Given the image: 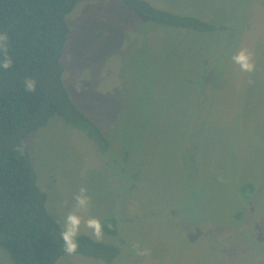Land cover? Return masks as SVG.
Returning a JSON list of instances; mask_svg holds the SVG:
<instances>
[{"label":"rangeland","instance_id":"obj_1","mask_svg":"<svg viewBox=\"0 0 264 264\" xmlns=\"http://www.w3.org/2000/svg\"><path fill=\"white\" fill-rule=\"evenodd\" d=\"M146 1L225 29L145 23L121 0L81 2L67 16L64 82L110 147L59 117L27 145L49 213L62 221L86 188L79 234L95 240L89 217L115 219L117 235L98 242L120 254L57 264H264V243L240 227L264 230V0ZM241 48L252 73L231 59ZM197 226L208 236L190 243L184 227ZM0 264H15L1 248Z\"/></svg>","mask_w":264,"mask_h":264},{"label":"trees","instance_id":"obj_2","mask_svg":"<svg viewBox=\"0 0 264 264\" xmlns=\"http://www.w3.org/2000/svg\"><path fill=\"white\" fill-rule=\"evenodd\" d=\"M85 1L104 0H0V32L9 36L8 54L13 60L9 69L0 68V248L15 264H57L66 255L61 225L49 213L47 193L37 183L28 136L59 117L85 133L101 152L110 147L102 129L74 103L64 82L67 16ZM121 1L145 23L196 32L225 29L193 15L157 9L146 0ZM28 77L36 81L35 92L25 91ZM102 225L106 234L117 235L115 219ZM77 239L78 255L110 263L120 254L116 245L87 235L78 234Z\"/></svg>","mask_w":264,"mask_h":264},{"label":"clouds","instance_id":"obj_3","mask_svg":"<svg viewBox=\"0 0 264 264\" xmlns=\"http://www.w3.org/2000/svg\"><path fill=\"white\" fill-rule=\"evenodd\" d=\"M8 45L9 36L7 32H0V53L3 54L2 59H0V68L5 70L9 69L13 64V60L8 54ZM231 59L233 63L239 66L242 72L252 73L255 71L256 66L253 61V53L247 48H241L232 55ZM249 83H252V81H249ZM24 88L26 92H35L36 81L31 77L25 78ZM18 151H23L22 146H18ZM74 199L76 211L66 214L62 217V221H57V223L61 225L60 236L64 242L63 250L70 256L76 254L79 247L77 238L82 224V218L77 215L76 212L82 209L86 210L91 203V197L88 195L87 189L84 187L80 188ZM83 223L86 228L91 230L96 241L102 240L104 235L103 225L98 218L89 217L86 221H83ZM138 255L148 256L150 255V250L146 248L138 250Z\"/></svg>","mask_w":264,"mask_h":264},{"label":"flooded vegetation","instance_id":"obj_4","mask_svg":"<svg viewBox=\"0 0 264 264\" xmlns=\"http://www.w3.org/2000/svg\"><path fill=\"white\" fill-rule=\"evenodd\" d=\"M249 199V198H248ZM247 199V202L250 200ZM252 204V201H251ZM253 205V204H252ZM241 219H244L243 217L238 219V221H240ZM250 221L248 220H244L241 222L240 227L244 230V232H246L247 234V238L249 240V242L251 243L252 238H253V244H262L264 243V230L262 228V226H260V224H253V230H247L245 231L248 227H249ZM185 230L184 232L186 233L185 236L188 240V242L190 243H197L200 239H202V237H207L208 235H206L201 229L200 227H195L194 229L191 228H186L184 227ZM253 234H255V237L253 236ZM259 252H261L260 248L257 247L256 248Z\"/></svg>","mask_w":264,"mask_h":264}]
</instances>
